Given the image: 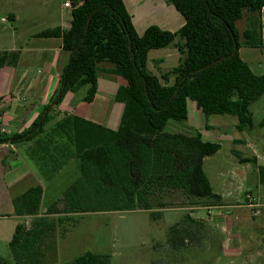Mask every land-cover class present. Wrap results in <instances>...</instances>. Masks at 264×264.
I'll use <instances>...</instances> for the list:
<instances>
[{"label": "trees", "instance_id": "1", "mask_svg": "<svg viewBox=\"0 0 264 264\" xmlns=\"http://www.w3.org/2000/svg\"><path fill=\"white\" fill-rule=\"evenodd\" d=\"M185 18L176 32L150 25L139 35L124 0H71V22L44 29L39 37H61L68 60L49 102L26 129L13 134L0 132V144L29 142L45 131L58 114L57 107L69 92L87 86L83 100L92 102L98 89V72L107 70L126 80L115 95L123 104L117 129L76 115L59 122L74 145L80 175L47 206L43 215V187L30 186L13 196L15 214L21 220L9 243L12 261L0 256V264H49L46 250L56 244L57 227L75 214L112 210H148L158 216L171 206H216L215 193L204 161L221 149V143L204 140L200 133L166 130L170 120L188 117L192 100L206 115H233L238 130L256 124L252 105L264 95V73L255 74L242 59V45L263 47L261 11L264 0H169ZM246 18L241 33L236 23ZM176 45L180 63L161 77L147 68L149 52ZM18 51L0 50V70L15 66ZM175 76L172 85L163 83ZM68 115V114H66ZM253 162L255 158H243ZM264 185V166H258ZM65 229V227H64ZM62 228V230H64ZM212 235L205 219L187 213L167 231L163 249L153 264H173L188 246L200 245ZM63 264H112L111 255L86 251Z\"/></svg>", "mask_w": 264, "mask_h": 264}, {"label": "crops", "instance_id": "2", "mask_svg": "<svg viewBox=\"0 0 264 264\" xmlns=\"http://www.w3.org/2000/svg\"><path fill=\"white\" fill-rule=\"evenodd\" d=\"M66 1L67 0H64L61 8H70L64 5ZM124 2L129 13L132 15L133 24L139 35H142L150 25H157L164 30L176 32L185 24V18L173 4L169 3V0H124ZM10 18L13 21H16L17 16L11 13ZM71 18L72 16L68 15L64 10H61L59 12L58 22H56V25L53 27L60 26L62 28H68L70 26ZM2 20L5 19L3 18ZM239 21H237L236 26L239 32L242 33L245 30L247 23L242 25L243 20L241 19L238 26ZM261 21L264 46V8L261 11ZM47 28L51 27L25 33V36L22 37L24 39L21 40V37H18L17 43L12 47L0 48V50L19 52V59L15 66L5 65L0 70L1 133L13 134L29 127L38 116L42 107L49 102L52 94L58 86L60 72L68 60V54L62 49L61 37L36 36L38 32ZM239 52L242 59L249 64L255 74L261 75L264 73V52L261 48L242 45ZM182 57L183 54L178 50L176 45L152 49L149 52L147 68L152 74L161 77L162 74L175 68L180 63ZM38 65L40 67H38ZM111 67V65L103 63L101 70L98 72V89L92 102H86L83 100L85 94L77 98L78 91L75 93L69 92L60 106L57 107L56 111H58V114L55 115L46 125L45 131L41 133V135L26 143L0 144V242L4 241L5 244L10 243L19 221L26 220L28 224L33 218L31 216L25 218L19 217L15 214L12 198L16 193L9 187L7 181V178L14 172V170L10 166L7 168V165H5V159L9 156H12V160L14 161L21 158H27L28 162L33 163V166L28 164V167L26 166V168H30L28 171L34 174L32 176L38 181L27 187L20 186L19 189L21 190L18 191V193L25 191L32 185H41L43 187L42 210L38 216L43 215L47 206L50 205V202L52 201L46 203L44 200L49 187L60 179L70 181V183H68L69 186L80 175V164L76 157L74 145L61 130L57 129L59 122L69 115H76L94 123L104 125L110 129H117L120 124L123 113V104L115 101V95L118 88L121 85H125L127 82L121 76L109 73L107 70ZM174 81V75H169L167 79H162V82L165 84L167 83L168 85H172ZM258 101H260V99ZM115 102V106L122 105L119 108V110L121 109V115L119 116V119L112 121L109 108H111ZM101 108H103L104 112L100 110ZM231 122L237 129L236 124L238 120L233 119ZM258 122L255 120V123ZM112 124L114 125L112 126ZM168 124L169 122L166 126L167 131ZM240 132L242 134H238L232 138L233 146L238 139L246 138L251 134L258 135L259 133H264V126L259 127L256 125L253 129H246ZM203 139L207 141H215L205 139L204 137ZM239 142V145H243L241 141ZM21 147L25 149V157L20 153ZM232 150H235L233 151V154L234 152H237V149L234 147ZM212 156L213 155L205 159L204 169L207 161H211ZM217 171L222 185H225L226 187L231 186V189L228 191V195H230L232 193V185L237 176L235 174H229V169L225 163H220ZM256 171L258 172V167L256 168ZM30 173L27 172V174ZM63 192L64 191L60 193V196ZM214 192L222 197L221 205L188 206L187 209L191 210L190 215L193 217H195L194 212L199 209L210 210L216 208L221 210L220 217H225V219L219 220L218 223H215V226L219 230H222L226 236L223 246V251L226 254L237 253L238 250L230 249L229 244L232 242L246 244L248 239L251 238L250 236L252 233L255 231L257 232L259 230L260 233L258 239L260 237L262 238L264 232V223L262 221H256L258 227L254 224L249 225V223L246 222L248 219L245 213L241 212V210L237 212L234 211L233 213V210L243 208L250 209L252 219L255 222L256 218L261 214H264V201H261L260 198L257 197L262 203L259 208L260 213L255 215L254 210L246 204L239 203L233 198H225L223 193ZM261 192L263 191L260 190V194ZM59 198L60 197L54 199L52 202ZM172 210L179 209L174 208ZM226 211L227 213H225ZM245 223H247V227H249V234H245L243 231H240L242 234L239 232L236 234L231 232L235 228H241Z\"/></svg>", "mask_w": 264, "mask_h": 264}, {"label": "rangeland", "instance_id": "3", "mask_svg": "<svg viewBox=\"0 0 264 264\" xmlns=\"http://www.w3.org/2000/svg\"><path fill=\"white\" fill-rule=\"evenodd\" d=\"M63 2L64 0H0V48L12 47L17 43L18 37H21V40L24 39L22 37L25 33L55 26L61 10L71 16V7L61 8ZM11 13L17 16L16 21L10 18ZM3 18L5 20H2ZM242 20V25H245L247 19ZM240 22L241 20L238 26ZM261 49L264 52V46ZM86 87L84 86L77 92V98L86 94ZM115 104L116 102L109 108L112 121L119 119L121 115L119 108L122 105L115 106ZM100 110L103 111V108ZM252 111L256 122L264 117V95L260 101L252 105ZM233 119L237 117L226 114L206 116L197 108L194 101L189 100L187 119L170 120L167 129L193 135L200 133L205 139L221 142V150L213 155L211 161H207L205 166L214 191L223 193L225 198H233L246 205L247 193L264 201V185L259 183V174L256 171L259 165L264 166V133L251 134L246 138L238 139L233 146L232 138L242 134L232 125L231 120ZM239 141L243 145H239ZM233 147L237 149L234 154ZM20 151L25 157V149L21 147ZM243 158H255L256 164L243 162ZM220 163L226 164L229 174L237 176L230 195L228 191L231 186L222 185L218 176L217 169ZM28 164L33 166L27 158L14 161L12 156H9L5 159L7 168L10 166L14 170L7 178L9 187L16 193L14 196L20 193H18L21 190L20 186L27 187L38 181L32 176L34 174L28 171L30 168H26ZM68 183L70 181L60 179L50 186L44 197L45 202L49 203L60 197V193L68 187ZM260 190L263 191L261 194ZM187 207L171 206L163 209L156 217H153L151 211L148 210H112L75 215L73 220H66L64 224L57 227L56 244L52 243L46 250V260L49 264H63L72 261L83 252L93 251L110 254L112 264H153L163 255V249L157 245L165 244L170 225L181 221L187 213H190L191 210ZM174 208L179 210H172ZM240 210L247 216L246 222L249 225L257 226L259 221L264 223V214H261L254 222L250 209H235L233 213ZM220 215L221 210L216 208L199 209L194 212L195 217L209 221V226L212 224V235L198 246L194 244L188 246L184 251L185 256L182 257L183 255L179 254L174 257L176 263L173 264H264V232L262 238L258 239L259 230L252 233L251 238H247L246 244L239 242L229 244L230 249L238 250L237 253L226 254L223 251L226 236L215 226L219 220L225 219ZM247 223L231 232L242 234L240 231H243L249 234ZM0 256L13 260L9 243L0 242Z\"/></svg>", "mask_w": 264, "mask_h": 264}, {"label": "built area", "instance_id": "4", "mask_svg": "<svg viewBox=\"0 0 264 264\" xmlns=\"http://www.w3.org/2000/svg\"><path fill=\"white\" fill-rule=\"evenodd\" d=\"M64 5L66 7H71V0H67ZM246 197H247V206H249L251 209L254 210L255 215H258L260 213L259 208L261 207L260 200L249 193H247Z\"/></svg>", "mask_w": 264, "mask_h": 264}]
</instances>
